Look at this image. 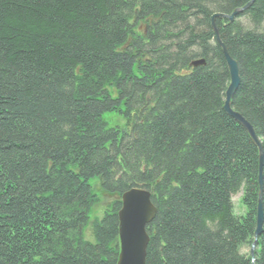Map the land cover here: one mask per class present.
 <instances>
[{"label":"trees","instance_id":"16d2710c","mask_svg":"<svg viewBox=\"0 0 264 264\" xmlns=\"http://www.w3.org/2000/svg\"><path fill=\"white\" fill-rule=\"evenodd\" d=\"M212 23L264 153V0H0V264H116L132 187L145 264H264V154ZM95 177L115 198L91 243Z\"/></svg>","mask_w":264,"mask_h":264},{"label":"water","instance_id":"95a60500","mask_svg":"<svg viewBox=\"0 0 264 264\" xmlns=\"http://www.w3.org/2000/svg\"><path fill=\"white\" fill-rule=\"evenodd\" d=\"M242 9H235L229 15L215 14L212 16V22L215 17L226 18L232 20L233 17ZM214 35L218 39V44L223 52L225 62L229 73V84L224 93V108L231 115L241 122L248 131L254 145L258 150V158L260 166L263 163V150L262 145L256 136L255 132L251 130L249 125L231 109L230 101L233 96L239 81V68L237 62L232 59L223 43L219 40L214 23L211 24ZM203 63V60H196L191 62L192 65ZM261 187V174L258 176V199L256 205V228L254 232V240L250 246L249 255L252 263L255 259L254 246L258 234L262 231V204L260 197ZM156 212L155 206L150 200V192L144 188L132 187L125 191L121 196V208L118 211V235H119V253L116 264H145L146 247L149 241L148 234L146 233V225L151 222Z\"/></svg>","mask_w":264,"mask_h":264},{"label":"rangeland","instance_id":"374dc122","mask_svg":"<svg viewBox=\"0 0 264 264\" xmlns=\"http://www.w3.org/2000/svg\"><path fill=\"white\" fill-rule=\"evenodd\" d=\"M264 28V25H263ZM110 123L118 121L117 117L115 115H107ZM90 185L92 187L93 193L97 194V200L95 204L91 207L89 211V220L92 221L94 219H100L105 211V209L108 207L111 201L114 200L115 197L112 195H109L107 192L100 188L98 179L91 178L90 179ZM241 193L238 192L237 194L233 195L232 202L234 205V210L237 214H241L244 211V208L240 201ZM82 237L85 241L93 242L94 239L89 231V225L85 228V230L82 233Z\"/></svg>","mask_w":264,"mask_h":264}]
</instances>
